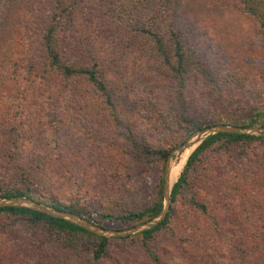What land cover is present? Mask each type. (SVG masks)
Masks as SVG:
<instances>
[{
    "label": "rangeland",
    "instance_id": "374dc122",
    "mask_svg": "<svg viewBox=\"0 0 264 264\" xmlns=\"http://www.w3.org/2000/svg\"><path fill=\"white\" fill-rule=\"evenodd\" d=\"M60 1L0 0V191L23 189L19 168L43 163L33 174L40 176L31 188L36 197H55L119 233L106 236L95 264H153L136 236L141 231L128 232L148 221L114 219L149 207L163 180L161 163L137 144L170 155L194 133L191 125L264 128L262 35L236 1L182 0L172 20L191 57L182 89L150 51L145 33L153 28L121 18L141 12L137 0ZM60 9L67 10L58 18L59 49L75 64L94 65L115 100L113 115L77 81L56 88L43 81L40 42ZM255 137L217 143L189 167L166 225L147 243L160 264H264V134ZM197 145L185 159L171 155V169L179 168L171 184ZM36 150L45 154L33 156ZM91 245L0 215V264H92Z\"/></svg>",
    "mask_w": 264,
    "mask_h": 264
},
{
    "label": "trees",
    "instance_id": "16d2710c",
    "mask_svg": "<svg viewBox=\"0 0 264 264\" xmlns=\"http://www.w3.org/2000/svg\"><path fill=\"white\" fill-rule=\"evenodd\" d=\"M140 5L141 12L135 16L133 11L130 9L126 11L125 14H122L121 18H127L132 20L134 24L138 22V26L143 27L148 25L150 28H153L152 31H148L149 35L147 38L148 46L150 51L153 54H157L161 58V62L169 69L173 79L176 84L179 85L182 89L184 88L185 76L189 71L191 65V57L186 54L185 51H188V47L183 43L184 41L181 38L180 33H176L172 26V20L178 14L181 7L182 0H137ZM238 2L244 12L251 17L255 22L258 32L262 35V40L264 42V0H232ZM54 2H61L60 0H54ZM63 1L61 3H65ZM58 4V3H56ZM60 4V3H59ZM135 10V8H132ZM67 9H60L58 15L53 13L51 21L47 24L46 29L44 30L43 36L41 38L42 46V63L41 71L44 74L43 81L48 84H54V88L57 87L59 83H65L70 81H77L82 85L91 95H98L100 102L104 105V109L108 110L111 115L115 112V100L107 91L106 82L99 74L94 67L90 68L83 67L79 64L64 57V54L59 49V44L56 39V32L58 27L59 17L66 12ZM132 14L134 17L132 18ZM132 18V19H131ZM164 23V27H161L160 24ZM137 26V25H135ZM143 32V31H142ZM142 34L143 33H139ZM145 37V36H144ZM190 51V50H189ZM49 81H48V80ZM56 85V86H55ZM51 89V88H50ZM47 90V92L52 93V97L60 96L58 93L55 94L53 89ZM88 91V90H87ZM60 93V92H59ZM75 95L74 92H72ZM81 99H83L81 97ZM264 116V112L262 113ZM115 120L118 117L114 115ZM255 124V121H249L248 126ZM262 125V124H260ZM264 125V124H263ZM192 133L200 130L202 127L191 125ZM129 138L131 143H134V138H131L130 135H126ZM261 137L248 136L235 133H226L218 132L216 134L207 136L204 138L190 153L188 158L185 161V164L179 173L176 181L173 183L171 192L169 195V206L168 211L162 221H160L156 226L144 230L136 236L140 237V246L146 256L153 264H160L158 257L150 250L148 246V241L152 238V235L164 227L169 219L170 214V205L174 201L178 191L187 185V172L192 163L197 160V158L204 151L208 150L211 146L221 143V144H236V143H251L257 140H260ZM140 153L144 157H150L159 161L164 167V161L168 156L169 151L171 150H157L149 147H144L140 144H137ZM33 156L41 158V155H44V152L36 150L33 153ZM44 158V157H42ZM41 162L46 163L45 160ZM38 163V162H36ZM40 164L38 168L33 169L29 166H24L19 168L18 175L19 184H22L23 189L15 188L12 190L0 191V198L3 199H13V198H25L29 199L35 203L46 205L56 211L66 212L69 214L77 215L83 218V214L74 209L72 205H68L58 201L55 197L44 196L40 193L37 197L36 193L33 191L34 180L38 179L40 176L37 174L33 176L34 173L46 169L43 163ZM33 180H32V179ZM39 182V181H38ZM162 184L163 180L159 178L158 180V190H157V199L147 208H143L139 211L124 213L120 216L114 217V219L121 225L127 224H136L143 220H151L156 217L162 209ZM44 185V184H43ZM39 187V185H37ZM42 187V186H41ZM192 206L198 207L196 203H191ZM200 208V207H199ZM0 215L6 217H12L18 219L22 222H26L33 226H43L48 232L53 235H71L74 237H86L92 241L90 247V260L92 264H95L101 258L104 257L106 248L108 246V238L97 236L93 233H90L72 223L64 221L59 218H54L49 215L36 212L23 207H0ZM88 222L99 226L97 222L94 221L93 217H85ZM105 219H109L108 215L103 216ZM121 239V238H120Z\"/></svg>",
    "mask_w": 264,
    "mask_h": 264
},
{
    "label": "water",
    "instance_id": "95a60500",
    "mask_svg": "<svg viewBox=\"0 0 264 264\" xmlns=\"http://www.w3.org/2000/svg\"><path fill=\"white\" fill-rule=\"evenodd\" d=\"M218 132H226V133H235V134H242V135H248V136H257V135H263L264 134V128H236V127H211V128H205L203 130H199L191 134L185 142L178 147L177 149H174L170 155L166 157V160L164 162L163 167V184H162V195H163V203H162V209L159 212V214L154 217L153 219L149 220L145 224H142L140 226H137L135 228H132L129 233L144 231L147 229H150L154 226H156L160 221H162L168 211L169 206V195L171 192L172 185L171 184L168 188V178H167V171L168 168L171 166V155L172 154H178L183 152L184 150H187L191 148L196 143H200L204 138L207 136L216 134ZM23 207L30 210H34L39 213H43L46 215H49L54 218H59L64 221H67L69 223H72L90 233H93L97 236L106 237L108 234L117 235L119 233L106 231L104 229H101L99 227H96L92 225L91 223L85 221L84 219L78 217L77 215L69 214L66 212H59L56 211L48 206L41 205L38 203H35L29 199L25 198H13V199H3L0 198V207ZM127 232V233H128Z\"/></svg>",
    "mask_w": 264,
    "mask_h": 264
},
{
    "label": "bare ground",
    "instance_id": "6f19581e",
    "mask_svg": "<svg viewBox=\"0 0 264 264\" xmlns=\"http://www.w3.org/2000/svg\"><path fill=\"white\" fill-rule=\"evenodd\" d=\"M188 153H189V151L188 150H184L183 151V155H182V158L183 159H185L186 158V156L188 155ZM180 155V156H181ZM171 167L172 166H170L169 168H168V171H167V178H168V188H169V186L171 185V183L175 180V178H176V176H177V174H178V172H179V168H177L176 170H174V169H171Z\"/></svg>",
    "mask_w": 264,
    "mask_h": 264
}]
</instances>
